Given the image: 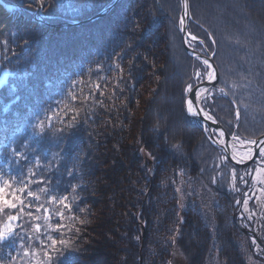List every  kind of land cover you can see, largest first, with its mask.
<instances>
[{"label": "trees", "instance_id": "obj_1", "mask_svg": "<svg viewBox=\"0 0 264 264\" xmlns=\"http://www.w3.org/2000/svg\"><path fill=\"white\" fill-rule=\"evenodd\" d=\"M2 1L25 20L0 29V178L24 191L0 210V230L17 216L0 264H264V218L261 254L239 218L256 162L234 165L186 114L207 68L186 51L181 0H40L46 23L39 1ZM190 10L220 73L203 106L259 138L264 0Z\"/></svg>", "mask_w": 264, "mask_h": 264}, {"label": "water", "instance_id": "obj_2", "mask_svg": "<svg viewBox=\"0 0 264 264\" xmlns=\"http://www.w3.org/2000/svg\"><path fill=\"white\" fill-rule=\"evenodd\" d=\"M38 2V6H39V10L36 14V17H38V20L41 21L42 23H45V16L42 14V9L43 7L41 6L40 0H37ZM119 1V0H116ZM182 3V13L180 15L179 21H180V30L183 34V38H184V43L186 46V51L187 53H189L190 56L194 57L195 59H197V57H199V59H197L198 61H200L202 63L203 60L207 59L209 61V63L212 65V69H214L215 71V75H216V80L214 82H209V80L204 79L203 82L197 83L195 84V86L193 87L194 89H208L209 93L214 89V87L217 85V82L219 80L220 77V73H218V68L216 63L214 62V53L211 54V52L208 51V49L206 48L205 43H200V39H198L195 35H193L191 32L188 31L189 26H190V22L192 20V15H191V10H190V0H181ZM112 9V7L103 9V11L101 13H99V15L96 18L102 17L104 16L106 13H108L110 10ZM181 19H183V24L181 23ZM195 37V40H192L191 38ZM191 42H197L200 44H203L205 47V53H200L198 51H196L192 45ZM210 69H208L209 71ZM192 98L190 96V94H187V98L186 101L188 99ZM186 101H185V107H186ZM203 102L204 99L202 98L199 107L203 108L205 112H207L208 114H210V112L205 108V106H203ZM186 114L189 118H191L192 120L198 121L201 123V125L208 129L210 132V138L212 139V143L214 146H218L224 153L225 157L227 159H230L231 162L236 165V166H248L250 165V163H252L253 161H255L260 155L259 152L264 150V145H262L261 143H256L254 145H247L243 142L244 141L241 137H238L237 140H233L232 137L235 135H230L228 133V131H226L225 127L222 126V124L218 121L217 118L213 117L212 114H210L215 123L213 121H209V120H205L202 118V116H198L193 118L186 109ZM222 130L225 134L224 136V140H225V144L221 145L218 142H214L217 141L219 139L218 137V132ZM252 141H264V134L260 135L259 138L254 139ZM234 145V147H233ZM248 147H251V151H252V157L248 158L246 156V149ZM233 154H235L236 158L233 159Z\"/></svg>", "mask_w": 264, "mask_h": 264}, {"label": "snow or ice", "instance_id": "obj_3", "mask_svg": "<svg viewBox=\"0 0 264 264\" xmlns=\"http://www.w3.org/2000/svg\"><path fill=\"white\" fill-rule=\"evenodd\" d=\"M181 23L183 24V19H181ZM192 40H195V37L191 38ZM200 43H203V41H200ZM197 59H199V57H197ZM202 63L208 68L210 69L209 71H207L206 76L207 79L209 80V82H214L216 80V75H215V71L214 69H212V65L209 63V61L207 59L203 60ZM197 78H200L201 74L199 72L195 73ZM186 91L190 94V96L192 98L188 99L186 101V109L187 112L193 117H198V116H202L203 119L205 120H209V121H214L213 117L208 114L207 112L204 111L203 108L199 107V104L202 100V98L204 100L207 99V96L209 95V90L208 89H194L192 85H188ZM221 93H223V89H220ZM237 115H239V113H237ZM224 132L222 130H220L218 132V137L219 139L217 141L214 142H218L221 145L225 144V140H224ZM233 140H237L238 137L233 136L232 137ZM247 145H254L256 143H261L262 145H264V141H246L243 142ZM234 147V145H233ZM259 155L261 157H264V151L259 152ZM246 156L248 158L252 157V151H251V147H248L246 149ZM236 156L235 154H233V159H235ZM260 172V169H257V173ZM10 182L9 181H3L2 178H0V210H3L4 208H8V209H16L19 205H18V201L20 202V204L23 203V196L20 195V193H22L24 190L22 189H16L15 191H9L10 189ZM28 197H32L33 193L31 191L27 192ZM66 199V198H65ZM245 203H247V201H245ZM67 206V205H65ZM47 218V216L45 217ZM9 223L2 229L0 230V241H3L7 238L8 235L12 234L13 231V225H12V221L17 220V216H9L8 217ZM37 231H39V225H36ZM53 244H55L56 242L53 240L52 241ZM28 253L25 252V256H27Z\"/></svg>", "mask_w": 264, "mask_h": 264}, {"label": "rangeland", "instance_id": "obj_4", "mask_svg": "<svg viewBox=\"0 0 264 264\" xmlns=\"http://www.w3.org/2000/svg\"><path fill=\"white\" fill-rule=\"evenodd\" d=\"M9 7H11L10 11H12V13L16 12V7H13V6H9ZM207 71H208V68H207ZM198 72L201 74V76L200 78L196 77V79L198 80V83H200V82H203L204 79H206L207 72L206 73H202L201 71H198ZM4 81H5V75L0 74V86L3 84ZM249 141H252V140H249ZM144 157L145 158L149 157L146 152H144ZM254 162H256V167H255L256 170L251 174L252 175L251 180H253L252 186H251L250 191L245 194L244 200L240 207L241 216H239V218L240 219L244 218L246 224L252 223V222L256 223L255 224L256 227L254 231L255 235L252 239V243L255 244V252L257 254H261L262 247L259 244L258 238L262 234L260 233V231L262 229V220L264 218V157L260 156L252 163ZM257 169H260L259 173H257ZM245 201H247V203H245ZM183 263L184 262L181 256L177 257V260H175V264H183Z\"/></svg>", "mask_w": 264, "mask_h": 264}, {"label": "bare ground", "instance_id": "obj_5", "mask_svg": "<svg viewBox=\"0 0 264 264\" xmlns=\"http://www.w3.org/2000/svg\"><path fill=\"white\" fill-rule=\"evenodd\" d=\"M10 9L11 7H9L7 4L5 5L4 3L0 2V29L2 30H4L3 28L7 26L9 17L12 14V11H10ZM2 24L4 25V27H2Z\"/></svg>", "mask_w": 264, "mask_h": 264}]
</instances>
